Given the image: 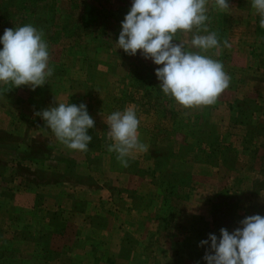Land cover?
Wrapping results in <instances>:
<instances>
[{
  "label": "rangeland",
  "instance_id": "1",
  "mask_svg": "<svg viewBox=\"0 0 264 264\" xmlns=\"http://www.w3.org/2000/svg\"><path fill=\"white\" fill-rule=\"evenodd\" d=\"M114 1L12 0L14 6L25 3L21 6L23 14L38 13L27 24L44 33L53 75L35 91L30 86L0 85V104L11 106L16 99L28 95H59L76 105L89 99L90 115L98 113L97 103L104 104L100 111V129L104 132L94 134L87 155L81 157L91 153L95 162L100 155L98 161L106 166L97 173L101 178L111 177L105 183V192L116 194L118 200L125 199L119 203L121 211L110 212L117 216L121 232L114 238L120 236L121 247L91 253L94 259L85 253L83 258L70 259L71 264H90V258L94 264H206L203 257L207 246L201 247L200 242L209 234L219 237L221 228L231 233L245 217L264 216V29L259 26L251 0H228L229 8L225 10L216 8L215 0H207L209 19L205 25L191 33L178 32L177 38L192 50L193 34L215 32L220 46L204 54L223 63L231 77L230 86L214 104L185 109L159 87L155 69L160 66L144 59L139 52L130 56L117 49L122 14L112 18L109 11L124 4L131 7V0ZM7 3L0 0V35L5 29L20 26L16 24V9ZM33 7L35 10L31 11ZM225 40L231 47L223 46ZM94 69L99 72L95 84ZM128 107L137 113L139 139L147 145V151L130 157L126 168L117 160V153L110 151L113 166L107 168L108 157L99 153L109 152L113 143L108 136L107 117ZM49 139H38V150L29 153L25 146L22 159L30 157L36 164L41 163L47 156L45 148L52 145ZM0 150L6 149L0 144ZM51 155L53 159H46L51 162L48 168L51 165L53 171H59L56 164L67 166L56 161L58 154ZM64 155L66 159H78L76 153ZM41 165L34 171L24 169L22 176L31 179L27 191L34 187L45 189L41 186L47 173ZM11 186L8 193L16 192L15 186ZM132 187H139L144 199L138 210H132L133 217L126 218L130 212L124 210H129L127 201L135 191ZM42 200L43 197L37 200L35 208H41ZM135 200L139 197L132 201ZM108 207L106 203L107 210ZM52 219L55 226L64 225L61 213ZM36 237L37 241H44L42 236ZM13 252L9 248L8 253ZM51 255V251H41L38 264H45L46 259L53 258ZM5 264H17L15 257L8 255Z\"/></svg>",
  "mask_w": 264,
  "mask_h": 264
},
{
  "label": "clouds",
  "instance_id": "2",
  "mask_svg": "<svg viewBox=\"0 0 264 264\" xmlns=\"http://www.w3.org/2000/svg\"><path fill=\"white\" fill-rule=\"evenodd\" d=\"M206 5L207 0H131L115 42L126 54L139 52L160 66L155 69L159 87L185 109L214 104L230 86L231 77L223 63L204 54L220 46L215 32L193 34L192 50L177 38L178 32L191 33L205 25L209 19ZM215 7L228 9L229 2L215 0ZM251 7L264 29V0H251ZM203 31L208 30L204 27ZM0 45V85L30 86L35 91L53 75L49 45L44 33L33 25L5 29ZM223 46L231 47L227 40ZM34 115L69 150H88L93 139L88 133L95 121L86 104L58 103ZM106 124L113 141L109 151L117 153L122 167L129 166L135 153L147 151L139 139L140 121L134 108L111 113ZM240 225L231 233L221 228L219 237L209 234L200 242L201 247L207 246L206 264H264V216H247Z\"/></svg>",
  "mask_w": 264,
  "mask_h": 264
},
{
  "label": "crops",
  "instance_id": "3",
  "mask_svg": "<svg viewBox=\"0 0 264 264\" xmlns=\"http://www.w3.org/2000/svg\"><path fill=\"white\" fill-rule=\"evenodd\" d=\"M245 25L250 31L251 26L248 23ZM261 42L264 44V37L261 38ZM261 70L264 71V68ZM98 74L97 69H94L92 82L95 78L97 81ZM41 97L29 98L28 95L26 98L16 99L15 104L11 106L0 104V144L6 149L0 150V228L3 229L0 233V264H5L8 255L14 256L17 264H38L41 251L52 252L53 258L46 259L45 264H71L73 260L70 259L78 256L83 258L85 253L92 257L91 253L94 255L105 249L115 251L121 247L120 236L117 240L114 238L121 232L117 224V216L110 212L120 209L122 206L119 203L124 202L125 199L118 200L116 194L105 192V183L111 177L101 178L102 175L97 173L103 172L102 167L106 166L98 161L100 155L95 162L90 156L91 153L90 157L82 158V155H87L86 151L69 150L46 128L45 122L34 115L36 111L58 106V103L67 104L68 100L59 95L55 98H51L48 94ZM83 102L86 105L91 103L89 99H83ZM97 105L98 113L91 115L95 121V127L90 133L92 137L94 134L99 136L104 132L100 129L103 122L100 111L104 104L97 103ZM38 139L45 141L49 139L52 144L45 148L44 153L47 156L41 161L44 165L38 163L41 169H46L47 178L41 186L45 189L34 187V190L27 191L25 188L30 185L31 179L22 176V173L26 167L34 171L40 165L33 162V159L30 160V157L22 159L23 148L27 146L28 153L38 150V147H35ZM53 153L58 154L56 161H63L67 166L56 164L59 171H53L51 165L48 168L51 162L46 159H53L51 155ZM69 153H76L78 159L63 158L66 156L64 154ZM99 153L108 157L107 168H111L112 152L102 150ZM52 163L55 164L54 161ZM89 170L92 172L89 173ZM115 176L116 173L112 175ZM64 178L66 180L62 182ZM135 178L138 180L137 177ZM115 181L117 182V179ZM11 185L15 186L16 192L8 193ZM76 189L81 192H76ZM132 189L135 191L129 196L130 201H127L130 202L129 210H124L126 213L130 212L125 213L126 218L133 217L132 212L138 210L141 200L144 199L139 187ZM42 197L41 208H35L37 200ZM137 197L139 200L132 201ZM45 201L47 203L43 205ZM106 203L109 205V210L106 209ZM60 213L64 218V225L55 226L52 218L59 216ZM67 220H69L68 224H66ZM118 223H120L119 218ZM37 235L42 236L44 241H37L35 239ZM9 248H13L14 252L8 253ZM89 261L90 264H94L91 258Z\"/></svg>",
  "mask_w": 264,
  "mask_h": 264
},
{
  "label": "trees",
  "instance_id": "4",
  "mask_svg": "<svg viewBox=\"0 0 264 264\" xmlns=\"http://www.w3.org/2000/svg\"><path fill=\"white\" fill-rule=\"evenodd\" d=\"M32 1H35V0H32ZM37 1H39V0H37ZM7 5H9V3L12 5V6H14V3L12 2V0L11 1H9V0H7ZM114 3H116V0L114 1ZM25 3L24 2H22V4H21V2L20 3H16V5L13 7L14 9H16V14H15V17L17 18V20H16V24H19L20 23V26H24V25H27V22L33 17V18H36V16H37V14L38 13H35V14H32V15H27V14H23L22 13V7L21 6H23ZM122 7H119V8H117V9H115V10H113V12H111V11H109V16H111L112 18L114 17V18H120L118 15H121L122 16V19H124V17H125V15L128 13V11L130 10V6L128 7L127 5H121ZM31 11H34L35 10V8L33 7V8H31L30 9ZM42 16V15H41ZM117 20V19H116ZM118 21V20H117ZM10 23H12V22H10ZM12 26L14 25V23H12L11 24ZM19 26V27H20ZM209 137H211V136H208V138ZM213 144L212 143H210L209 144V147H211Z\"/></svg>",
  "mask_w": 264,
  "mask_h": 264
}]
</instances>
